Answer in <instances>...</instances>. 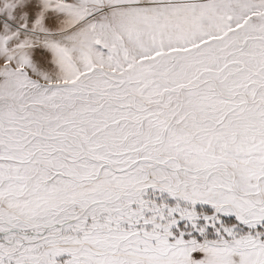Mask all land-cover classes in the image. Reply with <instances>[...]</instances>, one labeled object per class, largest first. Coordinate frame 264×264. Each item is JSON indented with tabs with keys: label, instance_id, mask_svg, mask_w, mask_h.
Here are the masks:
<instances>
[{
	"label": "snow or ice",
	"instance_id": "6c2138e0",
	"mask_svg": "<svg viewBox=\"0 0 264 264\" xmlns=\"http://www.w3.org/2000/svg\"><path fill=\"white\" fill-rule=\"evenodd\" d=\"M0 264H264V0H0Z\"/></svg>",
	"mask_w": 264,
	"mask_h": 264
}]
</instances>
